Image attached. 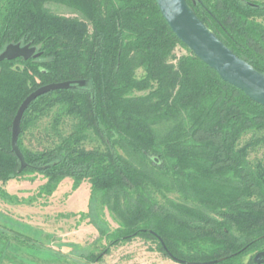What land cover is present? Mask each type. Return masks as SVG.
<instances>
[{"label": "trees", "instance_id": "16d2710c", "mask_svg": "<svg viewBox=\"0 0 264 264\" xmlns=\"http://www.w3.org/2000/svg\"><path fill=\"white\" fill-rule=\"evenodd\" d=\"M186 1L264 73V0ZM52 3L78 17L52 13ZM10 44H29L40 56L0 63V199L47 201L67 178L74 190L88 181L91 202L118 224L98 227L110 246L139 237L180 264L247 256L254 264L264 252V106L191 52L156 0H0V52ZM60 83L70 86L37 97L22 116L21 169L12 145L17 112L31 94ZM66 119L68 135L60 130ZM46 120L51 146H25ZM90 140L104 149L87 150ZM34 174L46 182L28 200L4 188ZM25 254L29 262L17 260ZM8 262L98 264L102 248L76 259L0 223V264Z\"/></svg>", "mask_w": 264, "mask_h": 264}, {"label": "rangeland", "instance_id": "374dc122", "mask_svg": "<svg viewBox=\"0 0 264 264\" xmlns=\"http://www.w3.org/2000/svg\"><path fill=\"white\" fill-rule=\"evenodd\" d=\"M46 7L58 15L78 17V14L64 6L52 3ZM176 54L180 56L182 51L178 49ZM48 125V120L42 121L32 134L24 138L25 146L37 150L50 147L52 140L46 132ZM60 130L65 135L70 134L73 122L69 119L64 120ZM83 146L87 150L104 149L96 140H90ZM259 156L260 153L251 154V158ZM45 182L46 178L43 175L34 174L12 179L4 188L9 194L28 200ZM73 183V179H65L50 199L34 201L33 205L12 204L0 199V223L20 229L52 249L76 259H79L80 253L99 254L102 248V262L98 264H180L158 252L155 243L139 237L116 246H110L108 241L100 239L98 227L115 229L118 227L116 219L107 208H97L96 203L91 202L88 181L83 182L75 190ZM106 248L110 249L108 253L104 252ZM40 255L33 253L32 256ZM30 259L26 254L17 256V260L29 262ZM249 259L250 256L237 259L233 264H247Z\"/></svg>", "mask_w": 264, "mask_h": 264}, {"label": "water", "instance_id": "95a60500", "mask_svg": "<svg viewBox=\"0 0 264 264\" xmlns=\"http://www.w3.org/2000/svg\"><path fill=\"white\" fill-rule=\"evenodd\" d=\"M161 14L177 38L220 78L243 91L250 99L264 106V73L257 71L250 63L237 56L226 46L196 14L186 0H156ZM40 53L31 45L10 44L0 53V63L16 59L29 60L38 58ZM82 84V83H80ZM70 83L53 84L31 94L19 108L13 122L12 145L22 162L24 159L18 149L17 140L24 112L37 97L53 90L69 88ZM162 246L168 252L164 242ZM173 260H176L169 254ZM254 264H264V252H259L253 259ZM205 262L203 264H214ZM182 264V263H181ZM198 264V263H196Z\"/></svg>", "mask_w": 264, "mask_h": 264}, {"label": "flooded vegetation", "instance_id": "af4514ba", "mask_svg": "<svg viewBox=\"0 0 264 264\" xmlns=\"http://www.w3.org/2000/svg\"><path fill=\"white\" fill-rule=\"evenodd\" d=\"M199 2H200V0H198ZM255 6H257V5H255Z\"/></svg>", "mask_w": 264, "mask_h": 264}]
</instances>
